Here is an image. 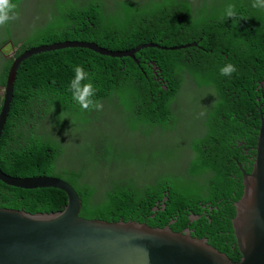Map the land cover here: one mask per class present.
<instances>
[{
	"label": "trees",
	"instance_id": "1",
	"mask_svg": "<svg viewBox=\"0 0 264 264\" xmlns=\"http://www.w3.org/2000/svg\"><path fill=\"white\" fill-rule=\"evenodd\" d=\"M24 1L28 0H15L19 16ZM145 1L114 0L107 11L105 0H36L26 19L19 18L0 27V48L9 39L15 47L11 58L2 56L0 91L15 57L41 44L95 41L109 50H126L146 42L167 47L196 43L175 50L141 49L135 56L139 64L81 47L47 51L26 60L17 74L11 110L0 140V169L16 178L53 176L65 180L80 195V215L86 218L135 219L163 226L180 210L182 224L178 220L169 225L178 232L190 220L184 214L185 207L190 206V214L195 215L206 210L198 220L190 221L196 227L194 235L207 238L219 252L233 262H240L242 255L235 235L224 233L226 229L234 230L231 215L236 214V208L231 202L241 198L243 192L242 173L234 157L240 162L248 157L242 147L232 148L231 140L236 133L234 140L257 145L256 138H245L254 123L252 117H247L253 109L252 100L247 98L256 87L255 80L264 79V15L256 12L253 19L238 26L234 18L193 13L190 5L189 11L186 7L179 9L182 3L176 0ZM225 2L233 4V0ZM240 15L241 12H236L235 18ZM214 38L218 40L216 45ZM153 63L160 68L163 82L156 81L159 76L153 71ZM229 63L236 71L231 76L221 75L220 69ZM75 65L83 66L89 73L95 90L93 99L103 105L102 110L86 111L73 101L69 84ZM256 68L257 78L251 79L246 87L244 80ZM186 78L195 85L192 89L187 90ZM199 88L201 93L191 94ZM202 93L206 105L196 99ZM232 98L237 99L236 105L241 100V109L231 107ZM0 101L1 110V96ZM188 107L196 111L197 121L202 120L198 121L202 136L190 140V183L174 184L166 176L171 174L166 172L157 173L152 181L143 183L134 176H124L111 180L98 196L96 185L87 179L85 167L58 168L62 144L46 132L33 131L34 123L53 111L59 119L83 123L104 120L109 127L108 136L123 134L130 139L157 127L171 129L178 114ZM112 156L125 162L136 161L131 150L123 153L113 150ZM164 195L167 196L164 210L154 211L157 200ZM220 197L225 203L215 215L216 208L209 207L219 206ZM67 201V194L58 188L25 190L0 182V207L32 213L53 212L62 210Z\"/></svg>",
	"mask_w": 264,
	"mask_h": 264
},
{
	"label": "water",
	"instance_id": "2",
	"mask_svg": "<svg viewBox=\"0 0 264 264\" xmlns=\"http://www.w3.org/2000/svg\"><path fill=\"white\" fill-rule=\"evenodd\" d=\"M196 43L169 46L146 42L126 50H109L95 41L64 40L33 46L15 57L1 88L0 140L14 98L18 71L33 56L81 47L102 56L136 60L145 48L179 49ZM154 73H162L153 63ZM163 82V78L160 79ZM0 182L25 190L58 188L67 196L60 211L29 212L0 207V264H264V120L260 128L252 172L244 171V190L235 202L232 219L240 262L208 243L207 238L193 237L190 230L175 232L170 219L163 226H152L135 219L107 221L80 215L82 200L77 190L63 179L53 176L11 177L0 169ZM168 193V191H166ZM164 195L153 207L164 210ZM160 205V207L158 206ZM154 215V214H153ZM199 216L190 214V221Z\"/></svg>",
	"mask_w": 264,
	"mask_h": 264
},
{
	"label": "rangeland",
	"instance_id": "3",
	"mask_svg": "<svg viewBox=\"0 0 264 264\" xmlns=\"http://www.w3.org/2000/svg\"><path fill=\"white\" fill-rule=\"evenodd\" d=\"M35 1H24L21 19L28 17ZM220 2L221 0H216L218 7H220ZM224 10L225 8H220V14L216 15L226 18ZM12 30L14 33L13 27ZM14 51L15 47L11 39L0 48V70L4 63L2 56L9 59L14 55ZM156 81L161 82L157 78ZM189 84L187 90L195 86L190 81ZM201 92L202 88H199L197 92H191V94ZM52 113L49 112L45 118L34 123L33 131L46 132L51 137H55L64 148L59 158L58 168L77 170L85 167L87 179L96 185L98 196H101L111 180L124 178V176H134L142 183L152 181L156 177L155 175L161 172L171 174L166 176L170 177L174 184L190 179L192 156L190 140L202 136L200 128L194 124H190L188 129L183 131L184 135L178 128L179 124L175 123L171 129L158 128L129 139L127 135L123 134L108 136L109 127L104 123V120L83 123L76 122L71 118L59 119ZM196 118L197 116H195ZM105 149H108L107 153ZM113 150H117L119 153L131 150L136 156V161L125 162L120 158H114ZM139 155L146 156V161H143Z\"/></svg>",
	"mask_w": 264,
	"mask_h": 264
},
{
	"label": "flooded vegetation",
	"instance_id": "4",
	"mask_svg": "<svg viewBox=\"0 0 264 264\" xmlns=\"http://www.w3.org/2000/svg\"><path fill=\"white\" fill-rule=\"evenodd\" d=\"M105 2L107 3V5L104 4V7L106 8L107 11H109V6L114 3V0H105ZM175 2L182 3V5L179 7V9L186 7L188 11H189V5H190L191 11L193 13H197V14L200 12L220 14L219 9L227 7L225 0H221L220 7L217 6L216 0H176ZM144 3H148V0H146ZM252 3H253V0H233L232 5L235 6V12H241V15L239 17L234 18V20H233L237 23L238 26H243V24L247 23L248 20L253 19L254 13H256V12L264 15V9L253 8ZM171 7H172V9H175L174 6H171ZM240 17H242V18H240ZM257 70L258 69L256 68L255 71L253 72V69H252L253 73L250 74L251 76H249L247 79L244 80L246 87L251 82V79L257 78L254 75V73L257 72ZM262 71H264V69ZM156 78L158 80H160L162 77H161V75H159V77H156ZM258 78H259V76H258ZM254 83H255L256 87L254 88L253 93H252V89L250 90V92L252 94H250V96L247 98V99H251L252 101L250 102V104L251 103L253 104V109L250 110V114H247V117L248 118L252 117L254 123L251 124L252 130L247 131V135L245 136V138L247 140L256 138V140H257L256 144H258V137L260 134V128L262 125V121L264 120V79L255 80ZM189 85L190 84L188 82V86ZM196 99L200 102H203L206 105V103H205L206 97L203 98V93L198 94ZM236 102H237V99H234V98H232L229 101L232 108H235L236 110L241 109L242 108L241 107V100L239 99V102L237 105H236ZM195 112L196 111H194V110H189V107H188V109L184 113L178 114V120L175 123L179 124L178 128L181 130L182 135H184L183 131L188 129L190 124H194L195 126L199 127V122H202L201 119H198L199 122L195 119V116H196ZM203 121H206V120H203ZM158 128L159 127L155 128L154 130H156ZM236 135H237L236 133H233V139L231 140V145L233 144L232 148L242 147L244 150V154L248 157L247 161H244V162H240L236 156L234 157L236 159L238 167L242 173L241 182H242V189L244 190V185H243L244 171L246 173L252 172V168H253L254 161H255V154H256L257 145L256 146H248L247 141H245L243 139L234 140V136H236ZM206 176L207 175H205V178H206ZM188 181L190 182V179ZM242 194H243V192H242ZM238 199L233 200L231 203L234 205V203ZM157 201H160V200H157ZM216 201H218V200H216ZM228 201H231V199L229 198ZM207 203H210V202H207ZM224 203H225L224 198L220 197L219 206L213 205V206H210L209 208H210V210H213L212 208H216V212H215V215H216V214H218V211L220 210V208L223 207ZM159 207H160V205H159ZM189 207L190 206L184 208V214L186 216H188V218L190 216V208ZM206 212H207L206 210L203 211V213H206ZM203 213H197L196 216H199V218H200V216H202ZM211 213H213V211H211ZM181 215H182L181 211L178 210L177 214L175 215V218H173V220H175V222H177L179 220L180 225L182 224V221H183L182 218H180ZM234 216H235V214L231 215V221H232ZM192 224L193 223L190 224V220H189L188 224L184 225L180 230H178V232H182V230H184L185 228H188L190 230L192 236L197 237L194 235L196 233V227H192L191 226ZM224 234L226 236H230L231 234L234 235V230H233V232H231L230 229H226V232ZM197 238H199V237H197ZM235 246H236V244H233L232 248H234Z\"/></svg>",
	"mask_w": 264,
	"mask_h": 264
},
{
	"label": "clouds",
	"instance_id": "5",
	"mask_svg": "<svg viewBox=\"0 0 264 264\" xmlns=\"http://www.w3.org/2000/svg\"><path fill=\"white\" fill-rule=\"evenodd\" d=\"M51 1L59 2L60 0H51ZM252 7L264 9V0H253ZM224 11L226 18L229 17L235 18L236 12L234 5L232 4L227 5ZM19 18L20 16L18 11V3L15 2V0H0V27L7 26L10 22L16 21ZM217 43L218 40L214 38V45H216ZM181 48H186V47H181ZM163 50H167V49H163ZM73 71H74V78L71 79L69 84V91L72 94L73 101L77 103L81 109L86 111H92L93 109L97 111L102 110L103 105L99 101L93 99L95 90L91 83V78L89 73L86 72L83 66L81 65H75L73 67ZM220 71H221V75L231 76V74L236 71V68L234 65L229 63L226 64L224 67H222ZM161 74L162 73H159V75ZM185 80L187 82L190 81L188 80V78H186ZM200 115L202 116L204 115V113H200Z\"/></svg>",
	"mask_w": 264,
	"mask_h": 264
}]
</instances>
